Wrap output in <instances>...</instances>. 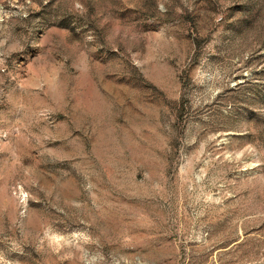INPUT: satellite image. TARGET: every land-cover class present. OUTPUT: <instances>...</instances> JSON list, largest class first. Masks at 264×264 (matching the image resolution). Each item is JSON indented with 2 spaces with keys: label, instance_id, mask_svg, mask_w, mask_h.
Instances as JSON below:
<instances>
[{
  "label": "rangeland",
  "instance_id": "374dc122",
  "mask_svg": "<svg viewBox=\"0 0 264 264\" xmlns=\"http://www.w3.org/2000/svg\"><path fill=\"white\" fill-rule=\"evenodd\" d=\"M0 264H264V0H0Z\"/></svg>",
  "mask_w": 264,
  "mask_h": 264
}]
</instances>
